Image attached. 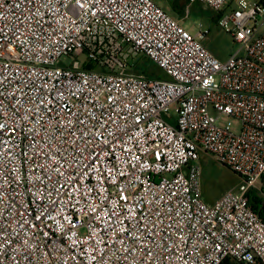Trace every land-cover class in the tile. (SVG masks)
Masks as SVG:
<instances>
[{
    "label": "built area",
    "instance_id": "obj_1",
    "mask_svg": "<svg viewBox=\"0 0 264 264\" xmlns=\"http://www.w3.org/2000/svg\"><path fill=\"white\" fill-rule=\"evenodd\" d=\"M187 1L228 59L153 0H0V264H264V0Z\"/></svg>",
    "mask_w": 264,
    "mask_h": 264
},
{
    "label": "rangeland",
    "instance_id": "obj_2",
    "mask_svg": "<svg viewBox=\"0 0 264 264\" xmlns=\"http://www.w3.org/2000/svg\"><path fill=\"white\" fill-rule=\"evenodd\" d=\"M153 1L167 10L171 16L191 31H195L202 24L203 31L208 32L203 40V44L219 59L226 60L239 49L236 43H234L232 36L219 25L221 15L208 9L202 3L191 5L187 15L189 4L187 0ZM251 1L254 2L257 0ZM229 13V11L226 12L225 16ZM79 60L85 63L84 57H80ZM67 61L69 60H65L64 62ZM132 63L134 64V68H145L149 74L156 75V72H161L157 67L149 64L147 59L141 55L135 57ZM200 161L203 166V199L207 203L214 202L226 191L238 186L243 180L241 176L232 172L230 169L216 163L209 155L202 153ZM258 189V187L252 188L251 191L258 192L264 201V194Z\"/></svg>",
    "mask_w": 264,
    "mask_h": 264
},
{
    "label": "trees",
    "instance_id": "obj_3",
    "mask_svg": "<svg viewBox=\"0 0 264 264\" xmlns=\"http://www.w3.org/2000/svg\"><path fill=\"white\" fill-rule=\"evenodd\" d=\"M249 198L253 210L264 220V201L262 197H260V194L256 191H250Z\"/></svg>",
    "mask_w": 264,
    "mask_h": 264
},
{
    "label": "crops",
    "instance_id": "obj_4",
    "mask_svg": "<svg viewBox=\"0 0 264 264\" xmlns=\"http://www.w3.org/2000/svg\"><path fill=\"white\" fill-rule=\"evenodd\" d=\"M209 203V202H208ZM213 202H210V204H212Z\"/></svg>",
    "mask_w": 264,
    "mask_h": 264
}]
</instances>
